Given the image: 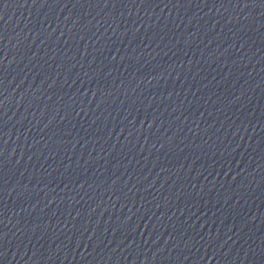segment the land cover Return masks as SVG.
<instances>
[{
  "label": "water",
  "instance_id": "water-1",
  "mask_svg": "<svg viewBox=\"0 0 264 264\" xmlns=\"http://www.w3.org/2000/svg\"><path fill=\"white\" fill-rule=\"evenodd\" d=\"M0 264H264V0H0Z\"/></svg>",
  "mask_w": 264,
  "mask_h": 264
}]
</instances>
